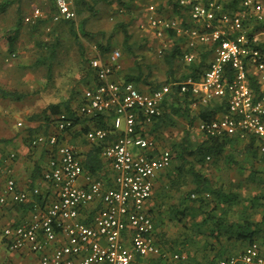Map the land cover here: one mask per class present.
Returning a JSON list of instances; mask_svg holds the SVG:
<instances>
[{
    "label": "built area",
    "instance_id": "obj_1",
    "mask_svg": "<svg viewBox=\"0 0 264 264\" xmlns=\"http://www.w3.org/2000/svg\"><path fill=\"white\" fill-rule=\"evenodd\" d=\"M179 2L183 5L188 0ZM54 6V22L76 19L70 0H54ZM40 14L35 8L25 20ZM189 16L194 24L185 27L180 17H165L151 3L147 5L145 24L140 27H147L159 41L158 53L168 32H176L184 39L181 59L186 63L196 59V49L207 46L211 55L199 79L165 82L141 92L133 83L113 78L120 69L118 50L111 51L105 61L93 46L97 54L90 58V66L96 81L85 89L77 111L87 116L112 112L108 129L91 128L85 135L89 142L101 143L115 132L102 150L111 166L112 186L105 188L101 179L85 173L71 145H57L58 134L71 126L64 114L58 115L56 132L33 140V144H47L53 149L43 177L56 188V199L50 205H36L26 222L2 230L8 250H26L35 257L31 264H153L139 261L148 256L163 257L155 264L182 262L184 257L178 253L168 257L161 253L154 238V221L145 209L154 178L170 165L171 152L157 147L153 139L140 136L137 126L150 124L161 113L162 103L174 85L179 93L190 92L204 105L224 101L220 115L199 122L200 132L241 139L252 136L259 152L264 153V49L256 46L258 38L255 33L248 34L247 26L251 18L264 21L263 6L258 0H244L241 9L231 14L216 0H194ZM144 151L157 154L150 156ZM27 197V192L19 190L8 176L0 203H21ZM95 201L99 206L85 222L80 218L81 209ZM214 264H264V255L258 243L252 242L240 253Z\"/></svg>",
    "mask_w": 264,
    "mask_h": 264
},
{
    "label": "trees",
    "instance_id": "obj_2",
    "mask_svg": "<svg viewBox=\"0 0 264 264\" xmlns=\"http://www.w3.org/2000/svg\"><path fill=\"white\" fill-rule=\"evenodd\" d=\"M106 1L116 2L119 6H123L124 4V0ZM179 1L160 0L159 4H153L157 6L159 13L173 18L180 17L181 23L185 27L193 26L194 22L190 19L189 11L194 0H188L183 5ZM202 1L207 2L209 0ZM216 1L222 4L223 11L232 14L241 9L244 0ZM10 2V0L1 2L0 11H4ZM48 2L50 11L38 19L37 26L51 21L52 15L56 12L53 5L54 0H48ZM71 3L73 8L75 7L76 15H81L83 9L91 11L92 14L96 12L94 6L87 0H71ZM163 7L167 8L165 9L166 11L163 10ZM86 20V18H82L77 25H75L74 20H61L58 23L67 25L70 35L76 43H79L80 34L84 36L88 35L85 29ZM22 21V18L18 17L15 27L7 36L9 53L15 50V41L20 32ZM248 25V34L253 35L257 30L264 27V21H257L251 18L249 22L247 21ZM128 27V22L119 21L114 26V31L110 34V36H113L117 33L118 29L120 30L122 35L120 47L123 53L130 56L132 60L130 65L115 71L114 74L117 81L121 83H133L139 91L144 92L155 89L165 82L186 80L187 78L199 79L206 70L211 52L207 46H200L196 49V59L185 64L183 71L178 75L176 65L182 56L180 42L184 39L178 37L173 30H170L168 34L172 39V43L168 48H162L161 53L157 52V48L160 47L159 41L156 46H147L146 39L142 41L148 47L146 48L157 54L160 57V62L167 67L165 80L162 83H155L154 80H151V65L144 64L137 59L138 55L135 52L137 40L131 39L132 33L129 32ZM54 29L56 30V27ZM108 38L107 44L99 43V48L102 52H106L109 48L110 37ZM58 39V37H54L51 43L41 39L35 42V46L40 49L36 61L38 64L45 65L47 75L51 74L52 68L50 67L49 59L55 57L54 50L58 46ZM256 46L259 49H264V42L258 39ZM46 49L49 50L45 51ZM44 51L45 53H43ZM82 62L80 78L85 89H87L96 81V75L94 69L90 66V58H84ZM85 89L81 93L78 107L84 101ZM0 97L17 100L23 98L24 94L0 86ZM196 104L200 105L199 108L192 107ZM78 107L75 110L70 101L50 103L39 113L29 116V120L32 121L39 118L40 123L33 127H26L23 135V142L26 147L28 149H35L41 146L49 160L53 149L47 144H33V140L38 135L52 133L53 130L48 131V129L50 126L55 125L57 116L60 114H64L67 119L71 120V126L61 133L69 131L81 117H86L90 120L93 123V128H109L112 112H103L94 116L79 115L77 111ZM223 111L224 101L204 105L199 103L192 93H179L177 87L173 85L169 97L162 103L161 113L153 117L150 124L141 125L138 123L139 125L137 126V132L140 136L153 139L158 147H163L160 143L162 137L161 130L167 127L178 126L179 119L184 120L185 123L182 136L177 140L171 139V142L167 146H164L171 152V163L166 172V179L155 195H157V199L163 198L166 201L157 204L159 209L157 215H154L156 212L152 209L149 212L147 211L155 223L153 233L155 242L159 246L161 253L167 257L178 253L181 257H184L182 262L188 258L194 260V254L201 252L203 256L213 253V257L208 261V264H214L218 259L240 253L245 246L252 242L258 243L259 250L262 253L260 245L264 242V153L259 152L255 138L250 136L241 139L237 135L226 134L208 136L200 132L198 126L196 132L200 137L195 138L190 134V128L195 125L197 119L206 121L209 118H213L217 112ZM90 129H83L82 133L84 136ZM112 136H108L104 142L92 143L85 160L80 161L85 173L98 177L102 180L103 186L106 185L107 187L112 186V174L108 178L109 176L106 175V172L103 175L99 173L100 171L102 172L100 165L102 163V150L113 140ZM59 137L60 135L58 136L57 145L62 143ZM0 142L7 143L8 140L2 139ZM144 152L150 156L157 154L156 151ZM11 154L7 157L4 156L5 159H13L15 154L13 157H11ZM2 157L0 156V162ZM219 161H222L234 173L232 176L228 174L227 179L218 176L217 180L213 181L207 168L210 165L217 164ZM244 177L247 178V182L243 181L245 180ZM107 178L108 180L104 185V180ZM25 202L14 204L23 205ZM162 203L166 204L164 211L169 214V221L174 224L176 223L177 225L175 224L174 226L179 227V231L173 236L174 239H168L165 233L156 231L157 224L159 222H161V225L163 224L160 217L163 211L161 209ZM46 204V201L41 202V199L38 198L30 206H32L33 212L36 205L43 207ZM156 216L159 218L155 220ZM199 242L202 243L198 246ZM160 258L163 259V257ZM186 264H190V262Z\"/></svg>",
    "mask_w": 264,
    "mask_h": 264
},
{
    "label": "rangeland",
    "instance_id": "obj_3",
    "mask_svg": "<svg viewBox=\"0 0 264 264\" xmlns=\"http://www.w3.org/2000/svg\"><path fill=\"white\" fill-rule=\"evenodd\" d=\"M3 1L0 0V4ZM10 1L7 8L4 11H0V85L8 90H14L24 94V97L21 99V110L23 111V114L20 116L21 120H19L21 125L17 126V129L22 133L26 131V127H33L39 121V118L34 121L29 120V116L39 113L50 103L70 101L72 107L76 110L81 93L85 89L80 78V67L82 66V60L84 58H91L99 52L102 60L106 61L111 51L118 50L120 52L119 70L131 64V57L124 54L120 47L122 37L120 30L118 29L117 33L110 36L114 31V26L119 21L129 23L128 30L132 33L131 39L137 40L135 46V52L138 55L137 59L144 64L151 65V80H154L155 83H162L165 80L167 67L160 62V57L157 54L147 49L143 44L142 41L145 37L147 43L150 42L148 38L150 33L147 27H140L141 24H145L147 4H159L160 0H124L123 6H119L116 2L106 0H87L94 6L96 12L92 14L91 11L83 9L81 15H76V19L74 20L75 25L82 18L87 19L85 29L88 35L84 36L80 34L79 43L81 45L74 41V38L68 31V26L58 23L59 21L54 22L51 19V21L37 26L38 19L50 11L48 0ZM259 1L264 7V0ZM35 8L40 10V17L32 18L29 22L26 21L25 18L30 17ZM163 8L166 11L165 9L167 8ZM18 17H21L23 21L21 22V29L17 36V41H15L14 53L10 55L8 52L7 36L15 27ZM54 27H56V30L54 29L55 31L53 30ZM255 35L259 40L264 42V27L257 30ZM52 37H58L59 42L57 41L58 46L54 50L55 57L49 59L52 70L51 74L47 75L45 65L38 64L36 61L40 49L35 46V42L41 39L51 43L53 42ZM108 37H110L109 48L106 52H102L99 48V43L107 44ZM1 43L5 47L4 49H1ZM93 46H96L97 52ZM47 50L49 49L45 51ZM8 56L12 60L6 61V57ZM185 64L188 63L182 59L178 60L176 65L178 75L183 71ZM113 78L117 80L115 74ZM199 106V104H196L192 107L199 108ZM23 122H26V124ZM178 122V126L167 127L161 130V144L167 145L171 142V139L177 140L182 136L185 123L181 119ZM197 122L190 128V134L195 138L200 137L196 132ZM207 170L211 174L210 177L213 181H216L218 176L227 179L228 174L232 176L234 173L222 161L210 165ZM158 177H161V173L158 174ZM5 182L6 178H4ZM46 183L45 179L41 181L43 185ZM163 207L165 208V206ZM178 228V226L175 227L173 225L171 229L168 228V232L172 231L175 234L179 231ZM170 235L173 234L170 233ZM168 239L174 238L170 237Z\"/></svg>",
    "mask_w": 264,
    "mask_h": 264
},
{
    "label": "crops",
    "instance_id": "obj_4",
    "mask_svg": "<svg viewBox=\"0 0 264 264\" xmlns=\"http://www.w3.org/2000/svg\"><path fill=\"white\" fill-rule=\"evenodd\" d=\"M148 36L150 42H148L147 46L149 45L156 46L158 40L155 39L152 36V34ZM177 36L181 37L178 34ZM171 43H172V39L170 35L167 34V36H165L164 39V49L168 48L169 45H171ZM183 43L184 40L180 42V46L182 49L184 47ZM1 47H2L1 49L5 48L2 43H1ZM12 53H10V55ZM10 60L12 59L9 56L6 57V61H10ZM176 81H183V80H176ZM21 99L14 100L11 98L0 97V141L2 139L8 140L7 143L0 142V156H3L0 162V194L5 185L4 178H7L9 176L14 179L16 187L19 190H23L27 192L28 198L26 202L23 203V205L14 204L9 201L5 204L0 203V233L2 232V229H4L7 226L18 225L29 220L32 214V208H31L32 206H30V204H34L38 198L41 199V202L46 201L47 205H50L56 199L57 196V191L54 186H52L47 181L46 184L44 185L41 184V181H44L43 176L45 171L47 170L48 156L44 154V151L41 146H38L35 149H28L25 143L23 142L24 133H22L20 130L17 129V126L21 125L19 120H21L20 116L21 114H23V111L21 110V106H22ZM220 114L221 112H217L216 116ZM196 121H198L197 123H199V121L201 120L197 119ZM23 123L26 124V122ZM39 123L40 121L37 122V125ZM54 126H50L48 131L53 130L52 133H55L56 130ZM84 128H93V123L90 120H88L86 117H81L78 120V122L69 131L58 134V136L60 135L59 139H61L62 143L69 144L74 148L75 153L80 161L85 160L87 154L91 149V144H92L86 140L84 134L82 133ZM111 135H113L112 136L113 139L115 136V132L110 134L109 137ZM162 145L163 147L165 146V144ZM161 147L162 146H159V148ZM10 153L15 154V157L13 159L10 158L5 159V157H7ZM101 160L102 163L100 165L102 172L100 171L99 174L103 175V173L106 172L107 173L106 175H108L109 176L108 178H110L112 174L111 166L109 162L102 155H101ZM169 166L159 171L156 174L153 181L152 196L145 203L146 211L149 212L152 209L154 212H156L154 215H157V213H159L157 204L166 201L163 198L157 199V195H155V193L159 191L158 190L159 188L162 187L163 182L166 179V172L169 169ZM160 173H161V177L159 178L158 174ZM108 178L104 180V185L105 182H107ZM244 181L247 182V178H245ZM239 182L243 183L242 181ZM105 188H107V186ZM162 204L163 206H165V208L161 206V209L163 211L160 217L164 225L163 224L161 225V222H159L157 224L156 231H158L159 233H165L167 238L170 237L173 238L174 232L172 231L168 232V228L171 229V227L176 223L173 224L172 222L169 221V214H167V212L164 211L166 209V204L164 203ZM98 206H99L98 201H95L92 204L83 207L81 209L80 218L84 221H89L92 214L97 210ZM158 218L159 217L156 216L155 220ZM170 233L173 235H170ZM200 243L202 242H199L197 245L199 246ZM260 246L262 249V253L264 255V242L261 243ZM202 254L203 253L201 252L195 253L194 260H190L191 258L190 259L188 258L187 260H185L180 264H186L189 262L190 264H208V261L213 257V253L205 254V256H203ZM34 258L35 257L26 250L24 251L8 250L3 241L2 234H0V264H31L34 261ZM158 259L160 258L148 256L146 258L139 259V261H147L155 264L157 263Z\"/></svg>",
    "mask_w": 264,
    "mask_h": 264
}]
</instances>
